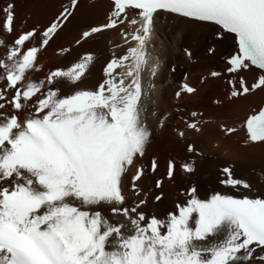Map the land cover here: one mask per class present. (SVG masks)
I'll use <instances>...</instances> for the list:
<instances>
[{"label": "snow or ice", "instance_id": "snow-or-ice-1", "mask_svg": "<svg viewBox=\"0 0 264 264\" xmlns=\"http://www.w3.org/2000/svg\"><path fill=\"white\" fill-rule=\"evenodd\" d=\"M78 3L70 0L60 19L40 34L39 47L27 46L37 36L35 29L19 35L11 46L0 39L7 49L0 59V110L7 104L14 110L0 111V264H264V255H257V250L264 252V199L216 194L203 201L192 189L193 198L167 222L146 220L137 211L139 204L116 207L125 202L122 177L144 155L151 136L142 113V73L150 64L146 49L157 14L211 22L234 34L238 53L228 60L230 73L249 66L264 70V0H111L106 22L83 32V38L116 30L135 46L106 63L95 90L61 95L58 86L64 80L82 82L94 62L92 54L67 70H51L45 80L25 83L29 72L40 70L38 54ZM13 9L12 4L4 9L8 35L14 32ZM229 83L236 98L264 89V75L251 88L243 78L239 89ZM9 91L14 92L11 98ZM183 91L195 89L185 84ZM30 102L33 111L21 120ZM243 126L248 141L264 143V108ZM187 127L200 130L196 122ZM188 151H193L191 145ZM193 170L183 165V171ZM173 171L170 162L169 178ZM223 172L227 179L221 183L250 188L232 178L229 168ZM142 175L138 169L132 177L134 192ZM103 205L111 206V217L123 220L105 216Z\"/></svg>", "mask_w": 264, "mask_h": 264}, {"label": "bare ground", "instance_id": "bare-ground-1", "mask_svg": "<svg viewBox=\"0 0 264 264\" xmlns=\"http://www.w3.org/2000/svg\"><path fill=\"white\" fill-rule=\"evenodd\" d=\"M9 4L14 5L15 13L11 35L3 27L6 21L4 9ZM66 7H70V0H0V39L11 46L14 34L19 36L35 29L37 36L27 46L39 47L40 34L60 19ZM111 10L112 4L107 0H79L68 22L38 54L40 70L29 72L25 83L45 80L51 70H67L83 55L92 54L94 62L82 82L71 84L64 80L58 86L61 95H71L77 90H95L104 79L106 63L114 53L123 54L125 48L111 50L122 43L116 30L88 39L82 34L105 23ZM125 30L131 28L125 27ZM154 31L156 35L146 49L150 64L142 73L145 90L142 113L151 136L144 155L137 156L122 177L125 202L116 207L131 208L139 204L137 211L143 213L146 220L157 217L167 222L172 211L193 198L192 189H196L195 198L203 201L216 194L264 199V143L248 141L243 126L245 118L264 103V89L244 97H231L228 80H236L239 73H230L224 58L235 51V38L222 33L214 25L164 13L157 14ZM217 33L223 34V38L217 39ZM0 51V59L5 58L7 49L0 45ZM213 72L219 75L213 76ZM240 74H244L249 82L258 72L250 70ZM184 79L195 89L193 93L183 91ZM13 94L7 92L9 98ZM0 111L14 114L10 104ZM32 111L30 102L20 119H25ZM191 122H196L200 130L189 129L187 125ZM228 129L235 131L229 133ZM181 131L185 133L184 137L179 136ZM190 145L192 152L188 151ZM170 162L174 164L171 178L168 176ZM185 164L194 170L183 171ZM224 168H229L232 178L247 182L250 188L240 185L233 188L221 183L227 179ZM138 169L143 170V175L136 182L138 191L134 192L131 180ZM157 182H160L159 187ZM110 207L103 205V214L114 221L123 220V217H111ZM191 225L195 226V219ZM261 253L258 251L257 255ZM252 264H258V261L253 260Z\"/></svg>", "mask_w": 264, "mask_h": 264}, {"label": "rangeland", "instance_id": "rangeland-1", "mask_svg": "<svg viewBox=\"0 0 264 264\" xmlns=\"http://www.w3.org/2000/svg\"><path fill=\"white\" fill-rule=\"evenodd\" d=\"M17 36H18V34H14V35L12 36V40H14L15 38H17ZM0 57H2V56H1V51H0ZM1 59H4V58H1Z\"/></svg>", "mask_w": 264, "mask_h": 264}]
</instances>
